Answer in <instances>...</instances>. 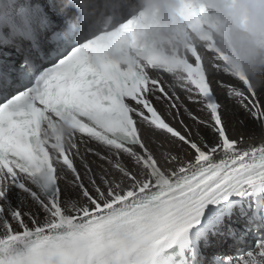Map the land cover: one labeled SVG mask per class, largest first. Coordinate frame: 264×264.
<instances>
[{"label":"snow or ice","instance_id":"6c2138e0","mask_svg":"<svg viewBox=\"0 0 264 264\" xmlns=\"http://www.w3.org/2000/svg\"><path fill=\"white\" fill-rule=\"evenodd\" d=\"M8 25L33 54L0 67V264H264V146L242 148L208 102L213 80L231 77L219 63L209 72L198 50L189 56L176 87L199 114L169 96L177 128L153 105L165 92L157 72L125 68L90 37L64 32L51 37L55 62L45 66L30 13ZM115 35L117 48L136 44L131 21ZM237 82L264 122L255 92ZM224 240L250 250L217 256Z\"/></svg>","mask_w":264,"mask_h":264},{"label":"clouds","instance_id":"9594fccd","mask_svg":"<svg viewBox=\"0 0 264 264\" xmlns=\"http://www.w3.org/2000/svg\"><path fill=\"white\" fill-rule=\"evenodd\" d=\"M64 2L72 13L64 34L90 37L101 54L125 68L155 71L178 86L184 65L198 50L209 72L219 63L251 91L264 89V0ZM125 21L135 29L136 44L117 48L115 33Z\"/></svg>","mask_w":264,"mask_h":264},{"label":"bare ground","instance_id":"6f19581e","mask_svg":"<svg viewBox=\"0 0 264 264\" xmlns=\"http://www.w3.org/2000/svg\"><path fill=\"white\" fill-rule=\"evenodd\" d=\"M163 81H164V87L167 89L169 96L172 97V99H175L177 103L182 104L183 107L187 108L190 112L194 114H199L198 110L195 109L193 105L189 102L188 93L184 90H182L179 87L171 86L168 82L167 76L163 75ZM214 85L218 87V97L220 96L221 101V109L225 110V104L223 103L224 99H228L229 103L232 104L231 107V116H236L238 118V124L235 123L232 126H228L230 116L229 115H222V111L219 112V120L220 123L223 124L224 128L230 132V138L232 139H239L240 137H243V143L240 145L244 149H250V148H257L260 146H264V122H261L260 120L255 118V113L250 112L247 108V106L243 103L240 96L237 95V93H242L243 95H247V89L241 88L239 86V83L237 80L233 77H228L226 74H219L217 78L213 80ZM224 83L226 85L219 87L218 84ZM215 89V88H214ZM216 91V89H215ZM161 99L156 100V103L158 105L159 110L163 113L165 119L170 123L179 128V125L176 124V122L172 119H169L167 117V112L169 110L170 104L166 103V101L169 100V97L166 98L160 94H158ZM234 97H239V99H236ZM195 98V96L193 97ZM255 98L259 101L260 106L264 107V89H261L259 92H255ZM200 107V105H198ZM220 109V110H221ZM183 111V109H181ZM183 118L185 119L186 123H191L190 120L187 118V114L183 115ZM224 118V123H223ZM201 132L204 136H213L216 134V128L213 127V124H208L206 127L201 129ZM162 139L161 134H157L155 137H153V140L156 144H161L162 142L158 141L157 138ZM163 140V139H162ZM89 147H92L94 150H100L99 146L95 144H89ZM84 145H82V148ZM181 159L184 158L183 154H179ZM87 159L92 162L93 167L96 165H99L101 162L94 156L88 155ZM75 197V196H74ZM73 198V197H72ZM231 241L230 240H224L221 242H217L214 245V252L216 254H219L220 256H231L234 254L233 249L230 246H227Z\"/></svg>","mask_w":264,"mask_h":264},{"label":"rangeland","instance_id":"374dc122","mask_svg":"<svg viewBox=\"0 0 264 264\" xmlns=\"http://www.w3.org/2000/svg\"><path fill=\"white\" fill-rule=\"evenodd\" d=\"M163 83H164V81H163ZM213 84H214V82H213ZM212 84V85H213ZM213 88H215L216 89V93H217V91H218V87H216L215 85H214V87ZM214 89V90H215ZM165 90H166V92L168 93V91H167V89L165 88ZM169 94V93H168ZM168 97H169V95H167ZM219 98V103H220V107H221V101H220V96L218 97ZM234 98H236V99H239V97H234ZM223 103L225 104V110L224 109H221L220 111H222V115L224 114V112H225V115H229L230 116V120H229V123H228V126L230 127V126H232L233 124H235V123H237L238 124V118L236 117V116H231V107H232V104L231 103H229V101H228V99H224L223 100ZM170 104V103H169ZM157 105V104H156ZM194 107H195V109H199V106L198 105H193ZM157 107H158V105H157ZM170 119V118H169ZM223 123H224V118H223ZM157 138V140L160 142H164L162 139H160V138H158V137H156ZM72 199H75V197L73 196V198Z\"/></svg>","mask_w":264,"mask_h":264}]
</instances>
